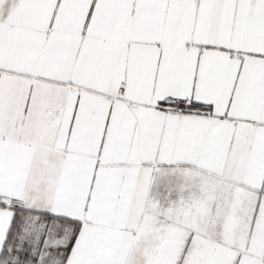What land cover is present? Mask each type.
Returning <instances> with one entry per match:
<instances>
[{"label": "snow or ice", "instance_id": "obj_1", "mask_svg": "<svg viewBox=\"0 0 264 264\" xmlns=\"http://www.w3.org/2000/svg\"><path fill=\"white\" fill-rule=\"evenodd\" d=\"M0 264H264V0H0Z\"/></svg>", "mask_w": 264, "mask_h": 264}]
</instances>
